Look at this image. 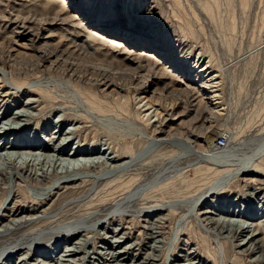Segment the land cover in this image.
<instances>
[{"label":"rangeland","instance_id":"374dc122","mask_svg":"<svg viewBox=\"0 0 264 264\" xmlns=\"http://www.w3.org/2000/svg\"><path fill=\"white\" fill-rule=\"evenodd\" d=\"M64 1L66 2L65 6L71 10V12L68 11L69 14L67 13V11L59 9L58 8L59 5L57 3L56 4L47 3L46 0H0V45H2L4 47H11L12 46V47H15V49H16L17 48L16 44H18V46L20 44L22 46V43L28 44L30 37L28 35H26L25 32H26V30L28 31V29H29V31H31L30 33L40 32L42 34L39 36L40 40H38L37 42H34L36 45H39V44L42 45V43L46 44V45L48 44V46H51V44L53 45V43H54V45L58 44V46L60 45L59 46L60 50L67 51V53H74L75 56H81L82 55V56L90 57L93 60H95V62H100L99 60L103 59V56L105 54H107V58L109 60L113 59L112 64H111L112 66H115V67L124 66L122 68H132V67L135 68L138 66L137 60H138V56H139L138 52L140 51L139 49H138L139 50L138 52L131 53V52H129V50H131V48L128 46L127 47L128 51H120L121 53L119 51L118 52L114 51L115 53H112L111 51H107V53H105L102 48L100 50L98 45L96 46L97 43H93V42L88 41L84 31H86V29H87V31L95 33L94 31H99L98 29H96L97 26H99V23L100 24L106 23V24H109L111 26H114L115 28H119L122 32H128V31L135 32V30L137 32L138 27L136 26V24L139 25L140 23L143 22V20H145V25L143 28L146 31H148V30L149 31H155L156 30L157 33L161 34L164 31H172V28H173L174 35L176 36V39H177V45L178 46L183 45L182 50H178V52H176L177 55L175 54L173 56V60L175 62H178V61H181V59H183V56L186 57V59L188 60L187 61L188 68L190 66L195 65L197 63V61H198V63L200 62V64H206L207 66L209 65L210 72H211L210 76L212 78H214V80L212 82L213 83L216 82L213 84V86L215 88L213 87L212 89L216 90L215 95H217L218 99H217V101L215 100L216 104L211 106V111L215 110L216 114L214 116H211V114H209L208 110H206L205 108L203 109V107L207 104L208 98L210 97V93H205L207 91L202 90L203 88H201L200 87L201 84H199L202 79H200V81L197 82L196 80L198 78L196 80L191 81L192 82L191 83L192 89L190 91H192V92L188 91V92H186V94H182V95L178 96V98H175L174 105H173V107L170 108L169 105H171V103H172V101H171L172 98L169 96H170L171 90L174 91V89H175V91H176V89L178 88L176 86V83L175 82L172 83L169 79H167V77L165 78L164 76L163 77L165 79H163V77L161 75L158 76L155 74V72L151 71L150 72V74L152 75L150 77V81H152L151 87H150L151 90L154 89L155 91H157V93H155L156 95H158V93L160 94V92L163 91L162 92L163 94L161 93L162 96L168 95V97L165 99L163 98L165 101L161 100V102H163V103L160 102V104H156L157 106L154 104L152 110H155L156 112L158 111L157 115H159L160 117H158V116L152 117V115H153L152 114L151 115L152 121H154L153 119H155V118H157L158 120L155 119L156 123L152 122L150 120L152 123H149V124L147 123L146 119H139L135 116V110L137 107V100L144 96V92H142L143 89H140L138 86H137V89H135L136 86H134V85L128 86L127 85V87H128V89H127L125 84L124 85L121 84V86H119V87H120V89H124V90L119 89L120 90L119 96L118 95H109V96H107V98H106V96H104L105 97L104 98L103 96H101V95H103L101 93L102 88H101V86L99 87L98 84L95 85L93 83H88L86 80H84L82 82L80 81L81 83H83V85L80 82L74 83L73 81H76L75 80L76 77L73 76V78L68 80V77L66 75H63L60 70H58V72H57V70L55 68H54V71H53V69L47 70V69H43V68H38V69L36 68V70L33 71V74H32V72H30L28 75V74H25L26 72H22V73H18V74L11 76L12 79L16 80L20 84L21 87L18 88L19 90L18 89H11L10 90V88H7V86H6L7 84H5L6 83L5 79L2 78L0 81L3 82V80H4V82L1 83L2 85L0 84L1 85L0 86V93H1L0 95L3 96L7 92V90L9 91L8 93H6L7 97L4 96V97H2L3 100H0V123H1L0 124V133L2 134L4 131L8 130L6 135L4 134L3 138L5 140L3 139L2 140L3 142H5L7 138H9L10 143L16 141L18 138H23L24 140H22V142L27 141V139L28 140L31 139V141L36 140L39 142V144L41 143L43 145H46V141L48 140V138H51L52 136H55V137L59 136L56 140L52 141V145L55 147V144H57L58 142H59L58 144L61 143L60 145H62L64 147V149L62 151L63 152L62 153L63 159H65V158L67 159V157H68V159L71 162H73V161L77 162V164L75 163L74 166L69 165L70 167L66 171L69 172L71 169L73 171V168L76 169L77 166L79 167L81 165L82 166L85 165V167L88 165H91L92 159H93V162L95 164L97 163L98 165L96 164V167H95V165L92 164V167L90 166L91 168H89V166H88L85 169H83L84 170L83 172H86L87 174L83 173L84 175L82 174L83 176L82 175L80 176V177H82L83 182L80 183L79 186H74L76 189L75 188L73 189V187H71L70 185H68L66 188H63L64 191L62 189H58L59 190V192H58V190L56 189L53 192L54 195L50 194V196H48L44 200L39 199L38 197H35V195H32V193H29L32 191H33V193H36V191L34 192V190L32 188H30L31 183H33V182L29 178H27V179L24 178L23 180H25V181L18 183V185L16 187L13 184H11V187H10V183H8V182H5L6 184L3 183V186H2V183H1L2 181L0 180V202H1L2 198L4 197V194H6L7 192L11 193L12 190L17 189V191H18L17 198L21 199L20 203H23V204H20V206L23 209L24 215H27V216H29L30 214L33 215L35 211H37V212L45 211L47 213H51L52 211L54 212V210H55V211L59 212V214L55 218V219H57L55 224H57L58 222L62 223L63 220H64V222L71 221V220L73 221L72 217H74V220L80 219V218L85 217V216L88 217L89 214H91V216L88 217L89 222H96L98 219L104 218V215L106 214V212L108 213L111 211L113 204L118 199L120 194H121L120 197H123V198L125 197L124 193H126L130 188V187L129 188H127V187L129 186V183H131V182L126 183L129 179L128 176H131L130 174H133L135 172V173L139 174V175L137 174V176H140V174L142 175V173H145V174L148 173L147 175H144L145 177H148V175L152 171L155 172V170H157L156 167L159 168V167L163 166L162 168H164L165 165H167V164L169 165L170 163L174 164V162L176 161L175 163H177V164H174L171 166L182 167L183 170L181 171L180 176L171 177V182L168 184V186L166 188H161L160 190L156 189V190L150 192L147 196H145L144 199H140V201L136 202V204L139 203L138 205H136L134 202H132V207L134 206V204L136 205L134 207L137 208L140 206L141 203H143L142 205H144V203L145 204L146 203L147 204H153L154 201H155L154 203H161V202L164 203V202H167L170 200H176V199L182 200L183 199L182 204L181 205L179 204L180 207L177 206L178 209L175 208L176 210L173 209L171 211L166 209L165 211L167 212V214L163 210L162 211L160 210V212H157L156 214L155 213H149V214L145 213V214H139V216H138L137 212L129 213L131 215L136 216V218L134 216L128 217V216H130L129 214L117 213V214H115L116 216L114 217V218H116L115 220H114V218H112L110 220L108 219L106 222L108 224L105 223L101 226L99 225V227L96 226L95 228L92 229V231L87 232L88 234L86 233L84 235L85 238L83 237L81 242H80V245H79L80 248L77 250L78 253L76 252L77 254H75L73 257H75L78 261V262H76V264H79V263L80 264H84V263L85 264H98V263L99 264H108V263L109 264H133V263L134 264H136V263L137 264H141V263L143 264V262H144V264H149L150 262H151L150 264H152V262H153V264H173V263L174 264H183V263L184 264H189V263L191 264L194 261H196V262H194L193 264H213L214 262L212 261V256H211L212 254H210V253L208 254V251L206 249L207 246L205 245V241L209 240L214 245V241H212L213 240L212 238H214V237L210 234L207 237L208 239H205L206 237L204 236L203 231L201 230V228L199 226H197V221L192 216V213L189 212V211H191L192 207L190 208L188 206H189V204H190V206H192L194 202H192V203L188 202L187 203V200H188V198L189 199L192 198V200H194L193 199L194 197H196L198 199L204 193H206V190H208L211 183L214 182L216 176H215V173L213 171L207 170L204 167H200L201 164L194 165V166L191 165L194 162L193 158L191 156H185L187 154L182 153L184 151H179L178 149L180 148V146L182 147L181 141L183 139L184 140L186 139L192 145L194 144L195 148H196V144H198L197 148L201 149V146H200L202 143L201 141L204 138H210L213 136L214 139H216L220 135H224L228 138V142H229L228 147L230 148L229 152L231 155L235 156V158H244L245 157L244 159H248V158L250 159V156L253 155L252 152L253 151L255 152V149H257L259 147L258 145L264 144V142H262V141H264V140H262V139H264V0H216V3H214L212 5V9L210 12L211 17L205 11H203V9L200 6L201 2H205V1L207 2V0H181L182 6H180L178 8L173 6L169 2H163L160 0H158V1L157 0L156 1L155 0H108L107 4L106 3H102L101 5H99L98 3L97 4L95 3V5L92 4L91 5V7L93 6L92 9L90 7H88L89 13H91L92 15L89 14L85 18L81 17L79 19H78V17L80 14L78 13V11L81 9V7H82L81 5L86 4V0H74L78 6L80 5L79 7H77L76 4L71 5L68 2L69 0H64ZM74 1H72V2H74ZM138 3H141V4L139 5ZM149 3H151V4H149ZM208 3H209V0H208ZM146 4L150 5V8H152V9H150V11L151 10L152 11L149 13L148 12L145 13L143 11V13H141V10H143L141 5H146ZM209 4H212V3H209ZM99 6H101V7L104 6L103 8H105V9H103V10L106 11L104 14H100V12L99 13L95 12L96 9L99 8ZM111 10H113V11L111 12ZM161 10H163V11H161ZM56 12H57V14H56ZM193 12L195 13V16L193 15ZM139 14H140V16H138ZM63 15H64V17H63ZM67 15L68 16L70 15L71 18L74 17L73 19L75 21L74 20L72 21V19L69 18ZM72 15H73V17H72ZM65 17H66V19H68V22L65 19ZM63 18H64V20H66V22L63 20ZM21 19H22V21H21ZM69 19H71L72 22H69L70 21ZM45 20H47V21H45ZM76 20L78 22H80L79 26L77 24L76 25L74 24L77 22ZM48 21H50V22H48ZM187 21H193V26H194L193 28L196 31V34H195L196 36H194L195 38L194 37H191V38L187 37L183 40L182 35L180 33V27H182L184 25V23H186ZM90 22H93V24L92 23L90 24ZM45 24H47V25H45ZM14 25H16V27ZM27 26L32 28V29L28 28ZM25 27H27V28H25ZM36 27H38V28H36ZM14 28H15V30H14ZM34 33H32V34H34ZM46 37H47V39H46ZM12 38H13V40L14 39H16V40L13 41ZM179 38L181 39V41ZM45 41H46V43H45ZM56 41H61V44H59L60 42H56ZM4 43H6L5 44L6 46L4 45ZM121 43H123V42H121ZM92 44H94V45H92ZM9 45H11V46H9ZM62 45L63 46L65 45V46L62 47ZM73 46L75 47V49ZM191 48L194 51L192 52V54L188 55L187 53ZM32 50L26 49L23 51H27L26 53L32 54V52H33ZM164 50H166V49H164ZM126 52H128L129 54ZM143 52H145V50ZM92 53H94V54H92ZM124 53H125V56H124ZM134 55L135 56L138 55V56L134 57ZM197 55H198V57H197ZM158 58H161L162 61L164 62V64L166 63L165 65L169 66L167 64V61L165 60L164 54H161V56ZM121 62H122V64H121ZM146 64H147L146 62L142 61L141 65L146 66ZM165 65H164V67H165ZM197 66H199V64ZM0 67L7 68L6 62L3 60H0ZM40 69H43V70H40ZM158 69H159V67H156V70H158ZM43 71H45V72H43ZM138 71H139V73H142V74L146 73V71H144V69H142V67H140V66H139ZM142 71H144V72H142ZM23 75H24V77H23ZM62 75H63V77H61ZM181 77H182V75H181ZM36 78L39 79V81ZM53 78L54 79L56 78L57 80L59 79L60 81L59 80L57 81L56 79L54 80ZM48 79H50V80H48ZM29 81H32V82L30 83ZM39 82H40V85L38 88L36 86V84L38 85ZM52 82L55 84V85H52L54 88L51 86V84H53ZM60 82H61V84H60ZM63 82H65V83H63ZM66 82H68V83L71 82V83L75 84L80 89V91L83 92V94L86 93L87 91H91V92H94L99 97V99L101 98L103 100H106L107 102L101 103L100 109H98L97 107L94 110L91 109L92 113H93V114H91L90 108L87 105L85 106V105H82L80 103L81 106L83 107L82 108L81 106H79L80 105L79 101H77L75 98L73 100V96L70 94V92H68L69 88H68V85L66 84ZM78 83H79V85H78ZM86 83H88V84H86ZM59 84L62 87L59 86ZM65 84L67 85L66 87H65ZM27 85L30 87L32 85L33 90L31 89L32 87L31 88L29 87L30 88V91H29V88L27 87ZM43 85H44V87H43ZM46 85H48V87H46ZM26 88H28V89H26ZM64 88H66V89H64ZM172 88H174V89H172ZM24 89H26V92ZM46 89L49 90L48 92L51 95L47 92ZM50 90H51V92H50ZM195 90H196V92H195ZM15 91H17V92H15ZM37 91L40 92V94ZM57 91H58V93H56ZM120 92H122V93H120ZM67 93H69V94H67ZM98 93H99V95H98ZM20 94H22V95H20ZM48 94L50 97L49 96L47 97ZM57 94H58V96H57ZM105 94H106V92H105ZM53 95L56 96L57 98L58 97L59 98L57 99L56 97H53ZM59 95H61V96H59ZM62 95L68 101H65L64 98L62 99L61 98V97H63ZM70 95L72 97H70ZM121 95H123V98ZM51 96L53 98L59 100V101L53 99ZM118 97L119 98L121 97L122 99H119ZM35 98L37 99V101ZM117 98L119 99L118 103L119 102L124 103V105L122 104L123 107H122V105L120 107H117V106L112 104L113 100L115 101ZM24 99H26V100L31 99V100L25 101ZM32 99H34L35 101ZM111 99H112V102H111ZM123 99H124V101H123ZM70 100H71V102L76 101L77 103L76 102L71 103ZM18 101H20V102H18ZM49 101H51V103ZM109 101H110V103H109ZM200 101H202L203 103H201ZM1 102H2V105H1ZM8 102H9V105H8ZM24 102H26L28 105L25 104ZM47 102H48V104L46 105L45 103H47ZM52 102H55V103H52ZM61 102H62V104H61ZM67 102H70L72 105L70 103L68 104ZM29 103H31V104H29ZM198 103H200V106H198ZM23 104H24V106L22 107ZM203 104H205V105H203ZM160 105H161L164 112L160 109ZM162 105L164 106V108ZM68 106L72 107V108L70 109ZM3 107H5V108H3ZM20 107L22 108V110H25L26 107H27V109L29 108L28 109V111H30L29 116H26L23 118L17 117L19 114H21L20 112H18L21 110ZM200 107H201V109H200ZM2 109H3V113H2ZM14 110L17 111L18 113L14 112ZM54 111L55 112L59 111V112H56V114H55ZM86 111H88V113ZM76 112L79 113V116H78V113H76ZM80 112H82L83 114ZM31 113L32 114L36 113V115H32ZM58 113H59V115H58ZM104 114H106V115H104ZM120 114L122 116H120ZM123 114H124V116H123ZM74 115H76V116H74ZM31 116H33V117H31ZM57 116H59L60 118L58 117L59 119L58 118L57 119L59 121L57 120V122H55ZM11 117H16V118L12 119ZM115 117H116V119H115ZM80 118H82V119H80ZM98 118H100V120ZM101 118L104 121H102ZM108 118H110V120H108ZM6 119H8L7 123H6ZM9 119H11V120H9ZM23 119H25V121ZM29 119H31V120H29ZM49 119H50V121H49ZM111 119H112V121H111ZM113 119H115V121ZM119 119L121 122L119 121ZM107 120H108V122H107ZM132 120H133V122H130ZM9 121H11V122H9ZM15 121H16V123H15ZM122 121L123 122L125 121V122L123 123ZM128 121H129V123H127L128 125L125 124ZM111 122H113V123H111ZM119 122L121 124H119ZM4 123H6V125ZM62 123H63V125H62ZM15 124H16V126H15ZM20 124H21V126H20ZM71 124H73V125L71 126ZM40 125H43V126H40ZM129 125H131V126H129ZM17 127H19L21 130L18 129ZM67 127L70 130H65V129H67ZM128 127L130 128V130L128 129ZM131 127L133 128V131H132ZM135 127H136V129H135ZM174 127H175V129H174ZM2 128H5V130ZM26 130H27V132H26ZM75 130H77V131H75ZM136 130L139 132H137ZM47 131H48V133H47ZM126 131H128V132H126ZM25 132H26V134H25ZM64 132H66V133H64ZM67 132H68V134H67ZM148 132H150V133H148ZM66 134H67V136H66ZM257 134H258V136H260L262 134L259 138L260 141H259V139H257L258 141L253 140L254 136ZM18 135H19V137H18ZM33 135H34V137H32ZM166 136L168 138L172 139L171 143L177 142V143H181V144H179V145L174 144L173 145V144L169 143V144H165L164 146H159L158 148H156V150L152 153V155L150 157H148V159H147V161L150 164L147 161H146L147 165L144 164L145 166L148 167L147 168L148 171L146 170L147 172L144 171V168H143L144 165L142 166V165L137 164L135 171L134 170L131 171L130 169H126V170L123 169L124 172H123V170H118V172L114 171L116 173H114V172H108V173L103 172L102 173L103 169L106 170V168L109 169L111 167L115 169V168H117L118 163L120 164V163H122V160L124 161L125 159H127L129 154L124 152V148L126 146H130L132 152H138V151H141L143 148L146 147L147 141L149 139L154 138V137H156V138L160 137L161 138V137H166ZM172 137L175 138V140ZM61 138L62 139L65 138L63 140L64 142L62 141ZM177 139L179 140V142ZM44 140H46V141H44ZM129 141H131V142H129ZM62 142H63V144H62ZM237 145L240 146L238 149H236L238 147ZM174 146L177 148H175ZM99 150H100V152H99ZM13 151H14L13 149L12 150L8 149V151H4V152L1 151L0 154L4 153V155H5L6 152H10L13 154L18 153V152H15V151L13 152ZM21 152H24V151H21ZM46 152H47V150L41 151V153L33 151V154H35V156H37L36 154H40V155L42 154L44 156V155H46ZM49 152H51V150ZM73 152L74 153L81 152L84 154L75 155L76 156L75 157V156H73V154H74ZM179 152H181V153L177 155V153H179ZM111 153L114 154L113 155L114 157L111 155L112 156V162L110 161L111 159L108 160ZM24 154H32V153H29V152L26 153L25 152ZM56 154L54 157L59 158V156L56 157ZM69 154H71V155H69ZM175 154L177 155V157L181 156L180 159L178 157V161H177ZM48 155H49V153L47 152L46 156H48ZM248 155H249V157L246 158V156H248ZM51 156H53V155H51ZM96 156L98 158L100 157L101 159H98ZM103 157L105 160L103 159ZM172 157H174V159ZM161 158H163V159L161 160ZM171 158H172V160H175V158H176V160L173 162L171 160ZM75 159H76V161H75ZM89 160L91 161V163ZM80 161H83L84 163L82 162V164H81ZM16 162L20 163L21 161L19 162V159H17ZM164 163H166V164H164ZM105 164H106V166H104ZM159 165H161V166H159ZM137 166H138V168H137ZM37 167H40V166H37ZM100 168H102V169H100ZM61 171L62 172H59V169H58L57 171H54V173H52V174L51 173L48 174L49 173L48 172L46 178L44 179L45 183H40V189H36V190L37 191L43 190L44 186L48 185L49 182L51 183L53 181L52 178L60 179V178H64L65 173L68 174V172H65V170L64 171L61 170ZM89 172L91 174L93 173V175L91 176ZM118 173H119V175H118ZM86 176H87V178H86ZM115 176L117 177V179ZM89 177H91V178H89ZM113 177H115V178H113ZM47 178H49V179H47ZM262 178L264 179V175H262V177L261 176L257 177L256 178L257 182L251 181L252 184H250V182L245 183V182H243V180L238 179V180L234 181L233 183H231L226 188V192H221L220 194H218L217 198L219 197L218 200L221 201V200H224L227 196H228L227 198L234 199L237 195L235 200L238 202V205H240V203H241V205L244 207L247 206L248 204L249 205L253 204L252 202L255 201L256 204H253V208L251 210L252 211L251 213H254L255 216H254V218H252V221L249 218V219H246L244 221V223L245 222H248V223L252 222L254 224V226H256L257 223H260V225L258 224V226L260 228L257 226L256 227H257V229H259L258 233H260V230H262L260 236L258 234V237L259 238L261 237L260 239L263 240L264 239V233H262V232L264 230L263 229L264 226L263 227L261 226L263 224V223L261 224V220L264 219V194H263L264 193V180ZM56 179H54V181ZM100 180H101V182H100ZM28 181H30V182H28ZM254 182L257 184H254ZM92 183H93V185H92ZM98 184H99V186H98ZM105 184L106 185L108 184L109 186L108 185L106 186ZM4 185H7V186H4ZM90 185H91V187H89ZM254 185H255V187L256 186L257 187L255 188ZM104 186H106V188ZM251 186L254 188H252ZM77 187H79V188H77ZM4 188H6V189H4ZM13 188H15V189H13ZM27 188H29V189H27ZM89 188H91V190L93 188V191H91ZM203 188H205V189H203ZM3 189H4V191H3ZM100 189H101V191H100ZM104 189H105V191H104ZM253 189H255V190L257 189L256 195H258V197L254 196L252 194V192H255V190H253ZM89 190H90V192H89ZM85 191L89 192V193H86ZM97 191L98 192L100 191L98 193L99 195L97 194ZM103 191H104V193H103ZM199 191H201L202 193ZM231 191H233V192H231ZM58 193H59V195H58ZM85 194H88V195H86L84 197ZM122 194H124V195H122ZM222 194L224 195V197H222L223 196ZM95 195L97 196L96 198H95ZM245 195H247V196H245ZM80 196H82V197H80ZM190 196H191V198H190ZM192 196H194V197H192ZM260 196L262 199L260 198ZM55 197H56V199H55ZM86 197H88V198L86 199ZM238 197L239 198L241 197L240 198L241 200ZM30 198H32V199H30ZM79 198H81V199H79ZM109 198H111V199H109ZM248 198H250V199H248ZM258 198H259V200H257ZM31 200L33 202L28 204V202H31ZM70 200H71L72 204L69 203ZM74 200H78V201H74ZM85 200H86V202H85ZM226 200H228V199H226ZM242 200H243V202H242ZM257 202H260L261 205L260 204L258 205ZM42 203H44V204H42ZM65 203H66V205H65ZM68 203H69V206H68ZM24 204L25 205L27 204V205L25 206ZM95 204H97V205H95ZM103 204H105V205H103ZM185 204H187V205H185ZM39 205L41 207H39ZM47 205L50 207L48 208ZM90 206H91V208H90ZM105 206H107V207H105ZM181 206H183V207H181ZM204 206H206V205L202 206V208H201L202 210H204L203 209ZM37 208L39 209V211ZM45 208H47V209L44 210ZM77 208H78V210H76ZM85 208H89L90 210L86 209V211H85ZM259 208H261L262 211L259 210ZM180 209H182V210H180ZM209 209H211V207ZM27 210H30V214H29V211H27ZM226 210L231 212L229 210L227 204L223 210L217 209L215 211H217V212L219 211L217 214L218 216H223V217L228 219L229 212H228V214L224 213V212H226ZM240 210H241V207H240ZM83 211H84V213H83ZM96 211H98V212H96ZM211 211H214V210L212 209ZM255 211L259 212V214H258L259 216H257V214H255ZM99 212H101V213L99 214ZM189 213H191V214H189ZM75 214H76V216H75ZM140 215H141V217H140ZM143 215H144V217H143ZM149 216H150V218H149ZM158 216H163V218L162 219H161V217L158 218ZM164 216H166V217H164ZM152 217L155 219H153ZM230 217H231V219H233L232 216H230ZM259 218L261 220H259ZM58 219H60L61 221L60 220L58 221ZM66 219H68V220H66ZM123 219H124V222H127V223H124ZM159 219H161V220H159ZM120 220H122V221H120ZM127 220H129V222ZM163 220L166 222H164ZM34 221H37V220L34 219ZM115 221L116 222L118 221V222L116 223ZM161 221H163L164 223L163 222L161 223ZM5 222H6V219H2V220L0 219L1 225H2V223L5 224ZM254 222H256V223H254ZM46 223H47L46 221L39 219L36 223H32L30 225L26 223L25 224L26 226H24L23 229L27 230V229H33V228H39V227L43 228V225H44V227L50 226L49 223H47V224ZM55 224L51 223V225H53V226ZM151 224L152 225L154 224V225L152 226ZM253 224H251V225H253ZM120 225H121V228L119 227ZM155 225L157 227H155ZM162 225H164L165 228ZM124 227H125V229H124ZM140 227H141V229H140ZM152 227L157 228L155 231H157V232L160 231L158 233L159 236H157L158 235L157 233H156L157 234L156 235L153 232ZM112 229L115 232H117V229H118V231L121 233V234L119 233V235H118V236H120L118 239V242L119 241L121 242L120 247L113 246V244L116 245L115 243L117 241V239H116L117 236L114 237L112 235L114 232ZM126 229L128 230L127 233H126V231H127ZM101 230L106 235H104ZM139 230H141V231H139ZM148 231H150V232H148ZM161 231L164 233V234L163 233L162 234L165 237L162 234H160ZM93 232H94V234H93ZM216 232L217 231L215 230L214 233H216ZM154 234L157 237H152V236H154ZM21 235H24L23 237H25L26 239H29L26 236L27 233H26V235H25V233L21 234ZM103 235H104V237H103ZM121 235H122L123 239H120V238H122ZM15 236H18V235H15ZM131 236L133 238H131ZM136 236L140 240V242H138V244H136L137 240H138ZM160 236L161 237L163 236L162 242H161ZM141 237H143V238L141 239ZM231 237H232V239H231ZM112 238H114L116 240H114ZM216 238L218 240L216 242H219V243L221 242L223 244V248H224L223 262L219 259V262H220L219 264H264V257H261L260 253L253 254V252H248V251L242 252L241 247H239L237 245L238 239H236V237H234L233 235L225 236L224 234L217 232ZM6 239H9V238L6 237ZM71 239H72V237L70 238V240L68 242H64V243H63L64 239H62V238H58L55 240L53 239V241H50L49 243H48V241H46L45 243L42 244L43 246L42 245L40 246L41 247L40 250H37V251L30 250L29 251L30 252L29 257L31 260L40 258V260L44 264H51V263L56 264L57 262L55 260H52V258L47 256V255L51 253V251L53 250L55 245H58V247H59L58 249L60 250V253H62V251L66 247L70 248V246L73 243V241H72L73 239L72 240ZM105 239H107V240H105ZM153 239H155V240H153ZM158 239H160V240H158ZM152 240L154 242H152ZM186 240H188V241H186ZM157 242L158 243L161 242L162 244L159 243V245H158ZM0 243L2 244L1 240H0ZM150 244H152L154 246H149ZM126 245L128 246L127 248H126ZM133 245H135V246H133ZM185 245H187V246H185ZM213 245L210 246V248L215 246V245L214 246ZM105 246H106V248H105ZM96 247H98V248H96ZM149 247L151 248V250ZM153 247H155L156 249H154ZM157 247L159 249H157ZM85 248H86V250H85ZM189 248H191V250ZM183 249L184 250L187 249V250L184 251ZM156 250L158 251V253ZM122 251H123V253H122ZM154 251H156V252L154 253ZM120 252H121V255L124 254L122 257L121 256H120V258L114 257V256H117L118 254H120ZM142 252H144V253H142ZM184 252H187V253H184ZM146 253H147V255H145ZM149 253H151V254L153 253L152 255L153 256L156 255V256H154V257L152 256L153 259L150 260V259L146 258L147 256L151 255ZM132 254L134 257L132 256ZM143 254H144V256H143ZM185 254H187V255H185ZM78 255H79V257H78ZM82 255H83V259H82ZM127 255H128V257L130 256L129 257L130 260L128 259ZM135 255H136V257H135ZM54 256H55V254H54ZM92 256H93V258H92ZM249 256L251 257L250 259H249ZM252 256L254 257V260L252 259L253 258ZM94 257H95V259H94ZM155 257H156V259H154ZM176 257H178L179 260ZM80 258H81V260H80ZM131 258H132V261H131ZM199 258H201V259H199ZM255 259H257L258 261ZM262 259H263V261H262ZM53 261H54V263H53ZM118 261H120V263H118ZM131 262H133V263H131ZM217 264H218V261H217Z\"/></svg>","mask_w":264,"mask_h":264},{"label":"bare ground","instance_id":"6f19581e","mask_svg":"<svg viewBox=\"0 0 264 264\" xmlns=\"http://www.w3.org/2000/svg\"><path fill=\"white\" fill-rule=\"evenodd\" d=\"M74 0H69L68 2L71 4V5H74L76 4L75 1L72 2ZM156 1V0H155ZM158 1V0H157ZM160 1H163V2H169L171 3L173 6L175 7H180L182 6V3H181V0H160ZM47 3H51V4H58L59 5V9L61 10H65L69 12H71L70 9H68V7L65 6L66 2L64 0H46ZM141 2V1H140ZM145 2V1H144ZM95 3L101 5L102 3H108V0H86V4L85 5H81V9L78 11V13L80 14L78 19L79 18H85L87 15H92L91 13H89V9L88 7H91L92 4L95 5ZM209 3H212V4H209ZM209 3H208V0L207 2H201L200 3V6L201 8L203 9V11H205L210 17H211V9H212V5L214 3H216V0H209ZM139 5L141 3H138ZM151 4V3H149ZM149 4H146V5H141L143 10H141V13H143V11L146 13V12H151L150 9V5ZM153 4V3H152ZM157 4V3H156ZM77 5V4H76ZM90 5V6H89ZM80 6V5H79ZM77 5V7H79ZM137 6V5H136ZM135 6V7H136ZM99 6L98 9H96L95 12L99 13L100 14H104L106 11H104L103 8L104 6ZM110 7V6H109ZM128 7V6H127ZM140 8V7H139ZM184 8V7H183ZM90 9V10H91ZM94 9V8H93ZM174 9V8H173ZM64 11V12H65ZM113 10H111L112 12ZM163 11V10H161ZM77 12V11H76ZM60 13V12H59ZM109 13V12H108ZM140 13V14H141ZM177 13V12H176ZM57 14V12H56ZM61 14V13H60ZM69 14V13H68ZM140 14L138 16H140ZM158 14V13H157ZM143 15V14H142ZM193 15L195 16V13L193 12ZM56 16V15H55ZM60 16V15H59ZM68 16V15H67ZM182 16V15H181ZM18 17V16H17ZM21 17V16H20ZM64 17V15H63ZM69 18H71V16L69 15L68 16ZM73 17V15H72ZM111 17V16H110ZM143 17V16H142ZM4 18V17H3ZM74 18V17H73ZM73 18L72 21L74 20ZM109 18V17H108ZM66 19V17H65ZM71 19H69L70 21L69 22H72ZM77 19V18H76ZM77 19V20H78ZM104 19V18H103ZM37 20V19H36ZM64 20V18H63ZM67 22H68V19H66ZM66 20H64L66 22ZM76 20V21H77ZM191 20V19H190ZM22 21V19H21ZM20 21V22H21ZM47 21V20H45ZM63 21V22H64ZM75 21V20H74ZM135 21V20H134ZM50 22V21H48ZM128 22V21H127ZM126 22V23H127ZM16 23V22H15ZM22 23V22H21ZM93 24V22H90V24ZM97 23V22H96ZM109 23V22H108ZM184 23V22H183ZM73 24V23H72ZM75 25L77 24L78 26L80 25V22H76L74 23ZM73 24V25H74ZM24 25V24H23ZM47 25V24H45ZM50 25V24H49ZM82 25V24H81ZM145 25V20H143L142 23H140L139 25L136 24V26L138 27V31L136 32H131V31H128V32H122L119 28H115L114 26H111L109 24H106V23H102L100 24L99 23V26H97L96 29H98L99 31H94L95 33H92L90 31H84L85 34H86V38L88 39L89 42H93V43H97L96 46L98 45V47L101 48L104 50L105 53H107V51H111L112 53H115V52H120V51H128L127 47L129 46L131 48V50H129V52L133 53V52H138L139 50V56H138V60H137V67L135 68H122L120 66H112V60H109L107 58V54H105L103 56V59L99 60L100 62H95V60H93L92 58L90 57H86V56H75L74 53H67V51H63V50H60L59 49V46L58 44L53 45L51 44V46H48V44H43L42 45H36L34 42H37L39 39V36L42 35L40 32H37V33H30L31 31H28L26 30V35H28L30 37L29 39V43L28 44H23L22 43V46L21 44L18 46V44H16L17 48L15 49V47H4L2 45H0V60H3L6 62L7 64V68H4V67H0V80L2 78L5 79V84H7V88H10L11 89H18L20 88V84L11 78V76L15 75V74H18V73H22V72H26L25 74H28L30 72H32L33 74V71L36 70V68H43V69H53L54 71V68L57 70H60L62 72L63 75H66L68 77V80L76 77L75 80L76 81H73L74 83L76 82H82L84 80H86L88 83H93L95 85H99V87L101 86L102 88V94L101 96H109V95H118L119 96V91L120 90H124V89H120L119 86L122 85H127L128 86H131V85H134L136 86L135 89H137V86L140 88V89H143L142 92H144V96L139 98L137 100V107H136V110H135V116L139 119H146L147 120V123H152V122H155V119H153L154 121H152V117H160L158 114V111L156 112L155 110H152L154 104H160L161 100H164L165 98L168 97V95H163L162 96V92H160V94L158 93V95H156L155 93H157V91H155L154 89L151 90V83L152 81H150V77L152 76L150 74V72H155L156 75H161L162 77L164 76L165 78L167 77V79H169L172 83L175 82L176 83V86L178 87L175 91L174 88V91L171 90L170 92V96L172 98V103L171 105H169V107H173L174 105V100L175 98H178V96L182 95V94H186V92L190 91L192 89V80H196L197 78V82L201 80V82L199 84L201 88H203L202 90L203 91H207L205 93H210V97L208 98V101H207V104H203L205 105L203 107V109L205 108L206 110L209 111V114H211V116H214L216 114V111L213 110L211 111V106L216 104L215 100L217 101V95H215V91L216 90H213L212 88L214 87L213 84L216 83V82H212L214 80V78H212L210 76V68H209V65L207 66L206 64H200V62L193 65V66H190L188 68V64H187V59L186 57L183 56V59H181V61H178V62H175L173 60V56L176 54V52H178V50H182V46L181 45H177V39H176V36L174 35V31H173V28H172V31H164L163 33L159 34L157 33V31H146L143 27ZM16 27V25H14ZM25 26V25H24ZM72 26V25H71ZM19 27V26H18ZM23 27V26H22ZM21 27V28H22ZM28 27V26H27ZM25 27V28H27ZM81 27V26H80ZM179 27V26H178ZM193 21H187L186 23H184V25L182 27H180V33L182 35V39L184 40L185 38L187 37H194L196 36V31L194 30L193 28ZM30 28V27H28ZM35 28V27H34ZM33 28V29H34ZM38 28V27H36ZM90 28V27H89ZM88 28V29H89ZM23 29V28H22ZM32 29V28H30ZM74 29V28H73ZM13 30V29H12ZM15 30V28H14ZM36 30V29H35ZM43 30V29H42ZM41 30V31H42ZM81 30V29H80ZM21 31V30H20ZM19 31V32H20ZM24 31V30H23ZM34 31V30H33ZM38 31V30H37ZM133 31V30H132ZM162 32V31H161ZM21 33V32H20ZM14 34V33H13ZM48 34V33H47ZM46 35V34H45ZM15 36V35H14ZM17 36V35H16ZM180 36V35H179ZM48 37V36H47ZM46 37V39H47ZM85 37V36H84ZM41 38V37H40ZM45 38V37H44ZM43 38V39H44ZM85 38V39H86ZM195 38V37H194ZM42 39V38H41ZM180 39V38H179ZM11 40V39H10ZM13 40V38H12ZM16 40V39H14ZM13 40V41H14ZM4 41V40H3ZM87 41V42H88ZM181 41V39H180ZM2 42V41H1ZM12 42V41H11ZM53 42V41H52ZM56 42H60L59 44H61V41H56ZM55 42V43H56ZM86 42V43H87ZM88 42V43H89ZM123 42V43H121ZM46 43V41H45ZM181 43V42H180ZM179 43V44H180ZM6 43H4L5 45ZM9 44V43H8ZM38 44V43H37ZM84 44V43H83ZM182 44V43H181ZM94 45V44H92ZM6 46V45H5ZM65 46V45H64ZM62 45V47H64ZM77 46V45H76ZM70 47V46H69ZM68 47V48H69ZM74 47V46H73ZM72 47V48H73ZM78 47V46H77ZM26 49H33L32 51V54H29V53H26L27 51H23V50H26ZM64 49V48H63ZM75 49V47H74ZM139 49V50H138ZM166 49V50H164ZM69 50V49H68ZM98 50V49H97ZM96 50V51H97ZM142 50V51H141ZM145 50V52H143ZM204 50V49H203ZM30 51V50H29ZM115 51V52H114ZM194 50L191 48L189 51H188V55L192 54ZM69 52V51H68ZM91 52V51H90ZM103 52V51H102ZM185 52V51H184ZM99 53V52H98ZM121 53V52H120ZM128 53V52H126ZM77 54V53H76ZM94 54V53H92ZM129 54V53H128ZM161 54H164V57H165V60L167 61V64L169 66H166L164 64V62L162 61L161 58H158L161 56ZM177 55V54H176ZM124 56H125V53H124ZM131 56V55H130ZM134 55V57H137ZM198 57V55H197ZM200 59V58H199ZM115 61V60H114ZM131 61V60H130ZM142 61L146 62V66H142ZM116 62V61H115ZM114 62V63H115ZM190 62V61H189ZM117 63V62H116ZM203 63V62H202ZM119 64V63H118ZM122 64V62H121ZM120 64V65H121ZM199 64V66H197ZM114 65V64H113ZM165 65V67H164ZM3 66V65H2ZM139 66L142 67V69H144V71H146V73H139ZM156 67H159L158 70H156ZM43 69H40V70H43ZM46 70V71H47ZM142 71V72H144ZM45 72V71H43ZM56 74V73H55ZM61 74V73H60ZM154 74V75H155ZM27 75V76H28ZM63 75L61 77H63ZM182 75V77H181ZM185 75V76H184ZM20 76V75H19ZM54 76V75H53ZM15 77V76H14ZM24 77V75H23ZM39 77V76H38ZM43 77V76H42ZM41 77V78H42ZM163 77V79H165ZM217 77V76H216ZM16 78V77H15ZM31 78V77H30ZM40 78V79H41ZM57 78V77H56ZM55 78V79H56ZM59 78V77H58ZM32 79V78H31ZM37 79V78H36ZM46 79V78H45ZM51 79V78H50ZM48 79V80H50ZM54 79V78H53ZM52 79V80H53ZM54 79V80H55ZM61 79V78H60ZM23 80V79H22ZM39 81V79H37ZM47 80V81H48ZM57 80V79H56ZM59 80V79H58ZM57 80V81H58ZM34 81V80H33ZM37 81V82H38ZM60 81V80H59ZM64 81V80H63ZM4 82V80H3ZM0 81V84L3 83ZM30 83L32 81H29ZM35 82V81H34ZM44 82V81H43ZM80 82V83H81ZM50 83V82H49ZM53 83V82H52ZM65 83V82H63ZM86 83V84H88ZM33 84V83H32ZM43 84V83H42ZM47 84V83H46ZM61 84V82H60ZM59 84V86H61ZM66 84L68 85V88H69V91L70 94L73 96V100L74 98L79 101V104L81 103L82 105H87L89 108H90V111H91V114L92 113V110L91 109H95L96 107L98 109L101 108L100 104L101 103H104V102H107L106 100H103V99H99V97L94 93V92H91V91H87L86 93L83 94V92L80 91V89L73 83L71 82H66ZM65 84V87L67 86ZM83 85V83H81ZM2 85V84H1ZM0 85V86H1ZM39 85H40V82L38 83V85L36 84V86L39 88ZM45 85V84H44ZM43 85V87H44ZM52 85H55L54 83L51 84ZM79 85V83H78ZM91 85V84H90ZM175 85V84H174ZM42 86V85H41ZM50 86V87H51ZM4 87V86H3ZM27 87L29 88L30 86L27 85ZM32 87V85H31ZM30 87V88H31ZM46 87H48V85H46ZM53 87V86H52ZM62 87V86H61ZM133 87V86H132ZM6 88V89H7ZM24 88V87H23ZM26 88V89H28ZM30 88H29V91H30ZM54 88V87H53ZM56 88V87H55ZM163 88V87H162ZM215 88V87H214ZM26 89L25 92H26ZM33 90V87L31 88ZM57 89V88H56ZM66 89V88H64ZM98 89V88H97ZM120 89V90H119ZM126 89V88H125ZM128 89V87H127ZM157 89V88H156ZM194 89V88H193ZM3 90V89H2ZM19 90V89H18ZM17 90V91H18ZM47 90V89H46ZM45 90V91H46ZM68 90V89H67ZM66 90V91H67ZM130 90V89H129ZM159 90V89H158ZM15 91V92H17ZM23 91V90H22ZM49 90H47L48 92ZM160 91V90H159ZM170 91V90H169ZM9 91L7 90L6 93H8ZM19 92V91H18ZM21 92V91H20ZM38 92V91H37ZM51 92V90H50ZM63 92V91H62ZM106 92V94H105ZM192 92V91H190ZM196 92V90H195ZM198 92V91H197ZM4 94L3 96L0 95V100H3L2 97L6 96L7 97V94ZM14 93V92H13ZM40 94V92H38ZM49 93V92H48ZM53 93V92H52ZM58 93V91L56 92ZM122 93V92H120ZM136 93V92H135ZM169 93V92H168ZM1 94V93H0ZM10 94V93H9ZM50 94V93H49ZM49 94L47 95V97L49 96ZM54 94V93H53ZM60 94V93H59ZM63 94V93H62ZM69 94V93H67ZM132 94V93H131ZM137 94V93H136ZM202 94V93H201ZM12 95V94H11ZM22 95V94H20ZM25 95V94H24ZM28 95V94H27ZM45 95V94H44ZM51 95V94H50ZM70 95V97H72ZM99 95V93H98ZM58 96V94H57ZM61 96V95H59ZM63 96V95H62ZM122 98H123V95H121ZM126 96V95H125ZM124 96V97H125ZM209 96V95H208ZM219 96V95H218ZM18 97V96H17ZM38 97V96H37ZM50 97V96H49ZM52 97V96H51ZM53 97H56L53 95ZM52 97V98H53ZM136 97V96H135ZM15 98V97H14ZM57 98V97H56ZM59 98V97H58ZM57 98V99H58ZM62 99L64 98L61 97ZM105 98V97H104ZM119 98V97H118ZM116 99L115 101L113 100V105L117 106V107H120L122 104L124 105L123 102H119V99H122L121 97L119 99ZM129 98V97H128ZM134 98V97H133ZM164 98V99H163ZM201 98V97H200ZM5 99V98H4ZM10 99V98H9ZM29 99V98H28ZM26 100L24 99L25 101H30V100ZM36 99V98H35ZM55 99V98H53ZM55 99V100H57ZM61 99V100H62ZM68 99V98H67ZM71 99V98H70ZM137 99V98H136ZM203 99V98H202ZM207 99V98H206ZM20 100V99H19ZM34 100V99H32ZM39 100V99H38ZM65 101H68L64 98ZM5 101V100H4ZM35 101V100H34ZM37 101V99H36ZM59 101V100H57ZM56 101V102H57ZM121 101V100H120ZM124 101V99H123ZM165 101V100H164ZM197 101V100H196ZM10 102V101H9ZM9 102H8V105H9ZM20 102V101H18ZM32 102V101H31ZM44 102V101H43ZM51 103V101H49ZM71 102V100H70ZM70 102H67L68 104ZM76 102V101H74ZM74 102H71V103H74ZM111 102H112V99H111ZM201 103H203L202 101H200ZM5 103V102H4ZM17 103V102H16ZM25 104H27L26 102H24ZM42 103V102H41ZM52 103H55V102H52ZM70 103V104H71ZM77 103V102H76ZM110 103V101H109ZM130 103V102H129ZM163 103V102H161ZM183 103V102H182ZM213 103V104H212ZM31 104V103H29ZM46 105L48 104L45 103ZM62 104V102H61ZM81 104L79 106H81ZM1 105H2V102H1ZM17 105V104H16ZM20 105V104H19ZM28 105V104H27ZM53 105V104H52ZM72 105V104H71ZM77 105V104H76ZM122 105V107H123ZM24 106V104L22 105V107ZM26 106V105H25ZM35 106V105H34ZM51 106V105H50ZM106 106V105H105ZM157 106V105H156ZM163 106V105H162ZM166 106V105H165ZM198 106H200V103H198ZM11 107V106H10ZM32 107V106H31ZM69 107V106H68ZM82 107V106H81ZM5 108V107H3ZM21 108V107H20ZM33 108V107H32ZM70 109L72 107H69ZM83 108V107H82ZM85 108V107H84ZM88 108V109H89ZM164 108V106H163ZM175 108V107H174ZM216 108V107H215ZM19 109V108H18ZM29 109V108H28ZM27 107L25 110H21L18 111L20 112L21 114H19L17 117H20V118H23V117H26V116H29L30 114V111H28ZM160 109L163 111L161 105H160ZM201 109V107H200ZM52 110V109H51ZM54 110V109H53ZM56 110V109H55ZM61 110V109H60ZM59 110V111H60ZM74 110V109H73ZM85 110V109H84ZM131 110V109H130ZM166 110V109H165ZM9 111V110H8ZM49 111V110H48ZM59 111H56V112H59ZM62 111V110H61ZM60 111V112H61ZM67 111V110H66ZM81 111V110H80ZM89 111V112H90ZM215 111V112H214ZM14 112H17L14 110ZM13 112V113H14ZM17 112V113H18ZM36 112V111H35ZM47 112V111H46ZM55 112V111H54ZM55 112V114H56ZM88 113V111H86ZM164 112V111H163ZM2 113H3V109H2ZM69 113V112H68ZM78 113V112H76ZM82 113V112H80ZM32 114V113H31ZM38 114V113H37ZM46 114V113H45ZM83 114V113H82ZM81 114V115H82ZM133 114V113H132ZM153 114V115H152ZM218 114V113H217ZM15 115V114H14ZM32 115H36V113L32 114ZM47 115V114H46ZM50 115V114H49ZM54 115V114H53ZM59 115V113H58ZM61 115V114H60ZM64 115V114H63ZM85 115V114H84ZM90 115V114H89ZM98 115V114H97ZM106 115V114H104ZM152 115V117H151ZM205 115V114H204ZM52 116V115H51ZM66 116V115H65ZM64 116V117H65ZM76 116V115H74ZM78 116H79V113H78ZM112 116V115H111ZM120 116H122L120 114ZM124 116V114H123ZM33 117V116H31ZM41 117V116H40ZM59 116L56 117V120L55 122H57V120L60 118H58ZM109 117V116H108ZM113 117V116H112ZM12 119L16 118V117H11ZM28 118V117H27ZM35 118V117H34ZM37 118V117H36ZM49 118V117H48ZM58 118V119H57ZM63 118V117H62ZM76 118V117H75ZM86 118V117H85ZM84 118V119H85ZM32 119V118H31ZM29 119V120H31ZM42 119V118H41ZM82 119V118H80ZM88 119V118H87ZM100 120V118H98ZM102 119V118H101ZM116 119V117H115ZM115 119H113L115 121ZM121 119V118H120ZM119 119V121H120ZM172 119V118H171ZM7 120L6 119V123H7ZM11 120V119H9ZM25 121V119H23ZM22 120V121H23ZM34 120V119H33ZM36 120V119H35ZM40 120V119H39ZM108 120H110V118H108ZM107 120V122H108ZM152 122H151V121ZM158 120V119H157ZM13 121V120H12ZM28 121V120H27ZM26 121V122H27ZM47 121V120H46ZM50 121V119H49ZM59 121V120H58ZM61 121V120H60ZM102 121H104L102 119ZM106 121V120H105ZM112 121V119H111ZM11 122V121H9ZM32 122V121H31ZM40 122V121H39ZM54 122V123H55ZM86 122V121H85ZM121 122V121H120ZM119 122V124H121ZM123 122V121H122ZM125 122V121H124ZM123 122V123H124ZM130 122H133L130 121ZM136 122V121H135ZM163 122V121H162ZM6 123H4L6 125ZM16 123V121H15ZM20 123V122H19ZM25 123V122H24ZM48 123V122H47ZM72 123V122H71ZM100 123V122H99ZM113 123V122H111ZM116 123V122H115ZM122 123V124H123ZM129 123L126 122L125 124ZM137 123V122H136ZM161 123V122H160ZM208 123V122H207ZM1 124V123H0ZM23 124V123H22ZM30 124V123H29ZM118 124V125H119ZM18 125V124H17ZM37 125V124H36ZM35 125V126H36ZM44 125V124H43ZM43 125H40V126H43ZM53 125V124H52ZM57 125V124H56ZM61 125V124H60ZM63 125V123H62ZM73 124H71L72 126ZM117 125V126H118ZM128 125V124H127ZM133 125V124H132ZM180 125V124H179ZM16 126V124H15ZM19 126V125H18ZM21 126V124H20ZM115 126V125H114ZM120 126V125H119ZM118 126V127H119ZM131 126V125H129ZM157 126V125H156ZM3 127V126H2ZM8 127V126H7ZM34 127V126H33ZM37 127V126H36ZM62 127V126H61ZM81 127V126H80ZM138 127V126H137ZM173 127V126H172ZM177 127V126H176ZM11 128V127H10ZM9 128V129H10ZM14 128V127H13ZM18 129H20L19 127H17ZM22 128V127H21ZM26 128V127H25ZM59 128V127H58ZM72 128V127H71ZM76 128V127H75ZM139 128V127H138ZM137 128V129H138ZM141 128V127H140ZM154 128V127H153ZM178 128V127H177ZM5 130V128H2ZM63 129V128H62ZM61 129V130H62ZM120 129V128H119ZM128 129L130 130V128L128 127ZM132 131H133V128L131 127ZM136 129V127H135ZM134 129V130H135ZM158 129V128H157ZM171 129V128H170ZM173 129V128H172ZM175 129V127H174ZM179 129V128H178ZM21 130V129H20ZM38 130V129H37ZM50 130V129H49ZM65 130H70L68 127L67 129ZM124 130V129H123ZM126 130V129H125ZM180 130V129H179ZM178 130V131H179ZM77 131V130H75ZM118 131V130H117ZM122 131V130H121ZM137 131V130H136ZM163 131V130H162ZM8 132V130L4 131L2 134L0 133V153L1 151L4 152V151H8V149H13L15 152H18L16 154H13V153H10V152H6V154L4 155L3 154H0V180L2 181V186H3V183L5 182H8L10 183V187H11V184H13L15 187L18 185V183H21L22 181H25L23 180L24 178L27 179L29 178L33 183H31V187L34 192L36 191V193H33L32 192H29V193H32V195H35V197H38L39 199H45L47 198L48 196H50V194H53L54 190H58V189H62L64 191L63 188H66L68 185H70L71 187H73V189L75 188L74 186H79L80 183L83 182L82 180V177H80L83 173L87 174L86 172H83L86 167L89 166V168L92 167V164L95 165L96 167V164L93 162V159H92V163L91 165H88L85 167L84 166H77L76 169L73 168V171L72 169L68 172L66 171L70 166H74L75 163L77 164V162H71L68 157L67 159H63V149L64 147L60 144H55V147L52 145V141L53 140H56L58 137H55V136H52L51 138H48V140H44L46 141V145H43V144H39L38 141H31V139H27V141H23L24 140L23 138H18L16 141L14 142H11L10 143V140L9 138L6 139L5 142H3L2 140L4 139V134L6 135V133ZM27 132V130H26ZM25 132V134H26ZM72 132V131H71ZM70 132V133H71ZM119 132V131H118ZM128 132V131H126ZM139 132V131H137ZM146 132V131H145ZM156 132V131H155ZM255 132V131H254ZM38 133V132H37ZM48 133V131H47ZM46 133V134H47ZM66 133V132H64ZM69 133V134H70ZM122 133V132H121ZM132 133V132H131ZM144 133V132H143ZM150 133V132H148ZM50 134V133H49ZM52 134V133H51ZM62 134V133H61ZM68 134V132H67ZM66 134V136H67ZM141 134V133H140ZM147 134V133H146ZM161 134V133H160ZM177 134V133H176ZM179 134V133H178ZM201 134V133H200ZM59 135V134H58ZM72 135V134H71ZM157 135V134H156ZM187 135V134H186ZM262 135V134H261ZM260 135V136H261ZM21 136V135H20ZM50 136V135H49ZM155 136V135H154ZM174 136V135H173ZM190 136V135H189ZM260 136L255 135L253 140L256 141L257 139L260 138ZM8 137V136H7ZM19 137V135H18ZM34 137V135L32 136ZM107 137V136H106ZM132 137V136H131ZM253 137V136H252ZM13 138V137H12ZM17 138V137H16ZM173 138V137H172ZM178 138V137H177ZM181 138V137H180ZM219 138H224V144L223 146H219L218 145V140ZM11 139V138H10ZM46 139V138H45ZM60 139V138H59ZM62 139V138H61ZM65 139V138H64ZM62 139V141L64 140ZM125 139V138H124ZM127 139V138H126ZM144 139V138H143ZM175 140V138H173ZM5 140V139H4ZM26 140V139H25ZM103 140V139H102ZM119 140V139H118ZM172 139L171 138H168L167 136L166 137H159V138H151L147 141V145L145 148H143L141 151H138V152H132L131 151V147L130 146H126L124 148V152H126L128 155L127 159H125L124 161L122 160V163H118V166L117 168H109L106 170L103 169L102 173L103 172H118V170H123V169H130L131 171L136 169V165H144L146 164V161L148 159V157H150L152 155V153L156 150V148H158L159 146H164L165 144H169L171 143ZM178 140V139H177ZM194 140V139H193ZM192 140V141H193ZM264 140V139H262ZM67 141V140H66ZM146 141V140H145ZM191 141V140H190ZM258 141V140H257ZM260 141V139H259ZM41 142V141H40ZM57 142V141H56ZM64 142V141H63ZM62 142V144H63ZM131 142V141H129ZM175 142V141H174ZM179 142V140H178ZM201 149H198L197 148V145L196 144V148L194 146V144L192 145L190 142H188L186 139L182 140L181 143H182V147L180 146V148L182 149H178L179 151H184L182 153H185L187 155L185 156H191L194 160L193 164L191 165H200V167H204L205 169L207 170H211L215 173V180L214 182L211 183L210 187L208 188V190H206V193H204L201 197H199L198 199L194 196L192 200L191 196L188 200H187V203H193L192 206H189L188 207H192L191 208V212L192 213V216L195 218V220L197 221V226H199L201 228V230L203 231V234L204 236L206 237L205 239H208L207 237L211 234L214 238H212L211 240L214 241V245L211 241L209 240H206L205 241V245L207 246V251H208V254H212V261L214 262L213 264H217V261H218V264L220 263L219 262V259L223 262V257H224V248H223V244L220 242H216L218 241L217 238H216V234L217 232L218 233H221V234H224L225 236L229 235H233L234 237H236V239H238V246L241 247L242 249V252L243 251H248V252H253V254L255 253H260V256L261 257H264V239H260L258 237V234L260 236L261 234V231L260 230V233L259 232V229H257L258 224L260 225V223H257V227L254 226V224L251 222V223H248V222H245L244 221L246 219H251L252 221V218H254V213H251L252 211V208H253V204H256L255 201H251L253 204H248L247 206H242L241 203L240 205H238V202L234 199H230V198H225L224 200H218L217 198V195L220 194L221 192H226V188L231 184L233 183L234 181L236 180H243V182L245 183H251V181H256L257 182V177L264 175V144L262 145H258L259 147L257 149H255V152L253 151V155L250 156V159L248 158V156H246V158L248 159H244V158H235V156L231 155L230 152H229V147H228V138L224 135H220L219 137H217L216 139H214V137H210V138H204L202 141H201ZM264 142V141H262ZM83 143V142H82ZM181 143H171V144H181ZM45 144V143H44ZM170 144V145H171ZM214 144V145H213ZM256 144V143H255ZM98 146V145H97ZM238 146V145H237ZM257 146V145H256ZM255 146V147H256ZM43 147V148H42ZM81 147V146H80ZM175 147V146H174ZM199 147V146H198ZM240 146H238L236 149H238ZM177 148V147H175ZM44 149V150H43ZM77 149V148H76ZM254 149V148H253ZM47 150V152L49 153L48 156L47 155V152H46V155H40V154H36L37 156H35V154H33V151L35 152H38V153H41V151H45ZM51 150V152H49ZM66 150V149H65ZM72 150V149H71ZM87 150V149H86ZM120 150V149H119ZM13 151V152H14ZM21 151H24V152H21ZM94 151V150H93ZM92 151V152H93ZM104 151V150H103ZM32 153V154H24V153ZM85 152V151H84ZM87 152V151H86ZM100 152V150H99ZM51 153V154H50ZM57 153V154H56ZM74 153V152H73ZM125 153V154H126ZM181 152L177 153L180 154ZM19 154V155H18ZM45 154V153H44ZM56 154V157L59 156V158H55ZM59 154V155H58ZM65 154V153H64ZM81 154H84V153H74L73 156L75 155H81ZM94 154V153H93ZM99 154V153H98ZM53 155V156H51ZM71 155V154H69ZM88 155V154H87ZM96 155V154H95ZM114 154H110L108 160H110L112 162V156ZM167 155V154H166ZM176 155V154H175ZM176 155V158H177V161H178V157ZM182 155V154H181ZM251 155V154H250ZM67 156V155H66ZM84 156V155H83ZM117 156V155H116ZM126 156V155H125ZM76 157V156H75ZM82 157V156H81ZM90 157V156H89ZM97 157V156H96ZM95 157V158H96ZM114 157V156H113ZM183 157V156H182ZM92 158V157H91ZM94 158V157H93ZM98 158V157H97ZM167 158V157H166ZM170 158V157H169ZM174 159V157H172ZM171 158V160H172ZM175 158V160H176ZM181 158V156L179 157V159ZM19 159V162H16V160ZM77 159V158H76ZM75 159V161H76ZM90 159V158H89ZM98 159H101L100 157ZM104 159V157H103ZM122 159V158H121ZM163 158H161L162 160ZM79 160V159H78ZM85 160V159H84ZM105 160V159H104ZM114 160V159H113ZM120 160V159H119ZM160 160V159H159ZM175 160H172L173 162ZM86 161V160H85ZM117 161V160H116ZM169 161V160H168ZM79 162V161H78ZM81 164L83 161H80ZM148 162V161H147ZM167 162V161H166ZM176 162V161H175ZM174 164H177L175 163ZM84 163V162H83ZM87 163V162H86ZM107 163V162H106ZM149 163V162H148ZM115 164V163H114ZM150 164V163H149ZM148 164V165H149ZM166 164V163H164ZM173 163H170L168 166L165 165L164 168H162L163 166L161 167H156L157 170L152 171L148 177H145L144 175H147L145 173H142V175L140 174V176H137L138 173H133V174H130L131 176H128L129 179L126 183H129V186L127 188H129V190L124 193L125 194V197H120L121 194H120V198L118 197V199L115 201V203L113 204V207L111 209L110 212H106V214L104 215V218H100L98 219L96 222H89V216H91V214H89L88 217H82L80 219H77V220H74V217L73 218V221H67V222H64V220L62 221V223H57L55 224L56 220V216L59 214L58 211H55L54 212L50 211L51 213H47L45 211L43 212H40L39 211V207H41L39 205V207L37 208L39 212L35 211L33 215L30 214V210H27L29 211V216L27 215H24V212H23V209L21 208L20 204H23V203H20L21 202V199H18L17 198V189L15 190H12L11 193L9 192H5L6 194H4V197L2 198L1 202H0V219H6V222L5 224L2 223V225L0 226V240L2 241V244L0 245V264H44L40 258H37V259H33L31 260L30 257H29V251L32 250V251H37V250H40L41 249V245L43 243H45L46 241H48V243L50 241H53V239H58V238H62L64 239L63 240V243L64 242H68L70 240V238L72 237V245L70 246V248L66 247L62 253H60V250L58 249V245H55L53 250L51 251L50 254H48L47 256L51 257L52 260H55L57 263L56 264H76L77 259L75 257H73L75 254L78 253V249L80 248L79 245H80V242L82 240V238L84 237V235L89 232V231H92L93 228H95L96 226L99 227V225H103L107 222V220L109 219H112L114 218L117 214H129L131 212H137L138 216L139 214H149V213H157V212H160V210L162 211H165L166 209L168 210H176L178 209L177 206H179V204L181 205L182 202H183V199L180 200V199H176V200H170V201H167V202H161V203H154L153 204H145L142 205L143 203L140 204L139 207H134L138 204H136V202L140 201V199H144L145 196H147L150 192L158 189L160 190L161 188H166L168 186V184L171 182V177L173 176H180L181 174V171L183 170L182 167H175V166H171V165H174ZM70 165V166H69ZM98 165V164H97ZM102 165V164H101ZM147 165V164H146ZM163 165V164H162ZM37 166H40V167H37ZM91 166V167H90ZM100 166V165H99ZM106 166V164L104 165ZM133 166V167H132ZM190 166V165H189ZM94 167V166H93ZM102 167V166H101ZM141 167V166H140ZM151 167V166H150ZM154 167V166H153ZM99 168V167H98ZM138 168V166H137ZM144 168V171L147 170V166H143ZM142 168V169H143ZM59 169V172H62L61 170H65V172H68V174H64V178H60V179H56V178H52L53 181L50 183H48V185L44 186L43 187V190L41 191H37L36 189H40V183H45L44 182V179L46 178L47 176V173L48 174H52L54 173V171H57ZM96 169V168H95ZM102 169V168H100ZM151 169V168H150ZM75 170V171H74ZM82 170V171H81ZM88 170V169H87ZM97 171V170H96ZM130 171V172H131ZM141 171V170H140ZM148 171V170H147ZM146 171V172H147ZM210 171V172H211ZM92 172V171H91ZM94 172V171H93ZM114 172V173H116ZM124 172V170H123ZM139 172V171H138ZM56 173V172H55ZM58 173V172H57ZM90 173V172H89ZM97 173V172H96ZM100 173V172H99ZM184 173V172H183ZM61 175V174H60ZM84 175V174H83ZM82 175V176H83ZM90 175L92 176L93 173ZM109 175V174H108ZM112 175V174H111ZM119 175V173H118ZM139 175V174H138ZM62 176V175H61ZM88 176V175H87ZM86 176V178H87ZM96 176V175H95ZM110 176V175H109ZM182 176V175H181ZM60 177V176H59ZM85 177V176H84ZM94 177V176H93ZM116 177V176H115ZM113 177V178H115ZM127 177V176H126ZM183 177V176H182ZM50 178V179H51ZM91 178V177H89ZM100 178V177H99ZM181 178V177H180ZM49 179V178H47ZM54 179H56L54 181ZM84 179V178H83ZM117 179V177H116ZM263 179V178H262ZM112 180V179H111ZM115 180V179H114ZM264 180V179H263ZM103 181V180H102ZM30 182V181H28ZM27 182V183H28ZM47 182V181H46ZM101 182V180H100ZM111 182V181H110ZM109 182V183H110ZM114 182V181H113ZM26 183V184H27ZM6 184V183H5ZM24 184V183H23ZM25 184V185H26ZM30 184V183H29ZM28 184V185H29ZM96 184V183H95ZM101 184V183H100ZM113 184V183H112ZM254 184H257L254 182ZM43 185V184H42ZM87 185V184H86ZM93 185V183H92ZM106 185V184H105ZM108 185V184H107ZM106 185V186H107ZM4 186H7V185H4ZM99 186V184H98ZM102 186V185H101ZM106 186H104L106 188ZM109 186V185H108ZM111 186V185H110ZM114 186V185H113ZM207 186V185H206ZM243 186V185H242ZM253 186V185H252ZM251 186V187H252ZM262 186V185H261ZM91 187V185L89 186ZM116 187V186H115ZM247 187V186H246ZM245 187V188H246ZM255 187V185H254ZM252 187V188H254ZM257 187V186H256ZM255 187V188H256ZM7 188V187H6ZM4 188V189H6ZM79 188V187H77ZM94 188V187H93ZM93 188L91 190V188H89L91 191H93ZM97 188V187H96ZM109 188V187H108ZM113 188V187H112ZM206 188V187H205ZM203 188V189H205ZM263 188V187H262ZM261 188V189H262ZM3 189V191H4ZM29 189V188H27ZM71 189V188H70ZM76 189V188H75ZM103 189V188H102ZM251 189V188H250ZM31 190V189H30ZM89 190V192H90ZM98 190V189H97ZM202 190V189H201ZM252 190V189H251ZM255 190V189H253ZM257 190V189H256ZM255 190V192H252V194L254 196H257V191ZM259 190V189H258ZM7 191V190H6ZM22 191V190H21ZM101 191V189H100ZM99 191V192H100ZM105 191V189H104ZM103 191V193H104ZM59 192V190H58ZM86 192V191H85ZM89 192H86V193H89ZM97 191V194L99 193ZM198 192V191H197ZM201 192V191H199ZM233 192V191H231ZM249 192V191H248ZM61 193V192H60ZM63 193V192H62ZM161 193V192H160ZM202 193V192H201ZM255 193V194H254ZM2 194V193H1ZM21 194V193H20ZM96 194V193H95ZM101 194V193H100ZM122 194V195H124ZM197 194V193H196ZM236 194V193H235ZM264 194V193H263ZM54 195V194H53ZM59 195V193H58ZM57 195V196H58ZM88 195V194H85L84 197ZM94 195V194H93ZM99 195V194H98ZM200 195V194H199ZM223 195V194H222ZM250 195V194H249ZM107 196V195H106ZM105 196V197H106ZM109 196V195H108ZM247 196V195H245ZM19 197V196H18ZM24 197V196H23ZM29 197V196H28ZM79 197V196H78ZM82 197V196H80ZM97 196L95 195V198ZM221 197V196H220ZM224 197V195L222 196ZM256 197V198H257ZM263 197V196H262ZM25 198V197H24ZM77 198V197H76ZM75 198V199H76ZM88 197H86L87 199ZM116 198V197H115ZM239 198V197H238ZM241 198V197H240ZM239 198V199H240ZM247 198V197H246ZM261 198V196H260ZM32 199V198H30ZM38 199V200H39ZM56 199V197H55ZM81 199V198H79ZM91 199V198H90ZM98 199V198H97ZM111 199V198H109ZM113 199V198H112ZM186 199V198H185ZM184 199V200H185ZM222 199V198H221ZM228 199V200H226ZM243 199V198H242ZM250 199V198H248ZM254 199V198H253ZM252 199V200H253ZM262 199V198H261ZM114 200V199H113ZM112 200V201H113ZM121 200V201H120ZM241 200V199H240ZM259 200V198L257 199ZM36 201V200H35ZM40 201V200H39ZM42 201V200H41ZM54 201V200H53ZM69 201V200H68ZM74 201H78V200H74ZM84 201V200H83ZM111 201V202H112ZM142 201V200H141ZM144 201V200H143ZM152 201V200H151ZM150 201V202H151ZM186 201V200H185ZM239 201V200H238ZM28 202V201H27ZM33 201L31 200V202H28L29 203H32ZM37 202V201H36ZM43 202V201H42ZM86 202V200H85ZM89 202V201H88ZM105 202V201H104ZM103 202V203H104ZM132 202H134V206L132 207ZM146 202V201H145ZM243 202V200H242ZM261 202V201H260ZM260 202H257V204L261 205ZM263 202V201H262ZM71 203V200L70 202ZM69 203H68V206H69ZM75 203V202H74ZM80 203V202H79ZM84 203V202H83ZM149 203V202H148ZM39 204V203H38ZM44 204V203H42ZM51 204V203H50ZM49 204V205H50ZM64 204V203H63ZM72 204V203H71ZM70 204V205H71ZM108 204V203H107ZM112 204V203H111ZM110 204V205H111ZM228 206L229 210L231 212H229L228 210H226V214H228V219L223 217V216H218V212L215 211V210H223L225 208V206ZM25 205V204H24ZM27 205V204H26ZM25 205V206H26ZM66 205V203H65ZM82 205V204H81ZM94 205V204H93ZM97 205V204H95ZM105 205V204H103ZM187 205V204H185ZM203 205H206L204 206V210H202V206ZM246 205V204H245ZM23 206V205H22ZM48 206V205H47ZM63 206V205H62ZM79 206V205H78ZM112 206V205H111ZM43 207V206H42ZM50 206H48L49 208ZM67 207V206H66ZM107 207V206H105ZM180 207V206H179ZM183 207V206H181ZM211 207V209H209ZM240 207H241V210H240ZM259 207V206H258ZM27 208V207H26ZM32 208V207H31ZM35 208V207H34ZM60 208V207H59ZM74 208V207H73ZM91 208V206H90ZM176 208V209H175ZM262 208V207H261ZM261 208H259V210H261ZM36 209V210H37ZM42 209V208H41ZM47 208H45L44 210H46ZM56 209V208H55ZM86 209H89V208H85V211ZM96 209V208H95ZM183 209V208H182ZM180 209V210H182ZM214 210V211H211V210ZM61 210V209H60ZM78 210V208L76 209ZM90 210V209H89ZM88 210V211H89ZM92 210V209H91ZM100 210V209H99ZM80 211V210H79ZM82 211V210H81ZM179 211V210H178ZM262 211V210H261ZM92 212V211H91ZM98 212V211H96ZM95 212V213H96ZM104 212V211H103ZM102 212V213H103ZM166 212V211H165ZM176 212V211H175ZM72 213V212H71ZM77 213V212H76ZM84 213V211H83ZM86 213V212H85ZM93 213V212H92ZM94 213V214H95ZM101 212H99L100 214ZM189 213V214H191ZM223 213V214H224ZM167 214V212H166ZM188 214V213H187ZM255 214H257V216H259V212L255 211ZM62 215V214H61ZM60 215V216H61ZM85 215V214H84ZM83 215V216H84ZM93 215V214H92ZM130 216L128 217H131V216H134V215H131L129 214ZM164 215V214H163ZM220 215V214H219ZM262 215V214H261ZM76 216V214H75ZM97 216V215H96ZM103 216V215H102ZM118 216V215H117ZM137 216V217H138ZM157 216V215H156ZM226 216V215H225ZM233 219H231V217ZM236 216V217H235ZM69 217V216H68ZM119 217V216H118ZM123 217V216H122ZM125 217V216H124ZM136 218V216H134ZM141 217V215H140ZM144 217V215H143ZM161 217V219L163 218V216H158V218ZM166 217V216H164ZM239 219H238V218ZM261 217V216H260ZM263 217V216H262ZM97 218V217H96ZM95 218V219H96ZM133 218V217H132ZM150 218V216H149ZM153 218V217H152ZM258 218V217H257ZM34 219H36L37 221L39 219L41 220H44L46 221L47 223L50 224V226H45L43 225V228H33V229H27V230H24V226H26L25 224H32V223H36L37 221H34ZM61 219V218H60ZM58 219V221L60 220ZM63 219V218H62ZM69 219V218H68ZM66 219V220H68ZM116 218H114L115 220ZM129 219V218H128ZM155 219V218H153ZM159 219V220H161ZM137 220V219H136ZM141 220V219H140ZM143 220V219H142ZM146 220V219H145ZM144 220V221H145ZM183 220V219H182ZM256 220V219H255ZM259 220H261L259 218ZM61 221V220H60ZM122 221V220H120ZM129 222V220H127ZM134 221V220H133ZM143 221V222H144ZM148 221V220H147ZM153 221V220H152ZM164 221V220H163ZM161 221V223L163 222ZM180 221V220H179ZM114 222V221H113ZM116 222V221H115ZM118 222V221H117ZM116 222V223H117ZM123 222H124V219H123ZM155 222V221H154ZM166 222V221H164ZM163 222V223H164ZM195 222V221H194ZM259 222V221H258ZM46 223V224H47ZM51 223H54L55 225H51ZM124 223H127V222H124ZM140 223V222H139ZM151 223V222H150ZM256 223V222H254ZM263 223V224H262ZM108 224V223H106ZM148 224V223H147ZM155 224V223H154ZM153 224V225H154ZM158 224V223H157ZM179 224V223H178ZM177 224V225H178ZM253 224V225H251ZM261 226L263 227L264 226V219L261 220ZM118 225V224H117ZM122 225V224H121ZM121 225L119 226L121 228ZM126 225V224H125ZM150 225V224H149ZM152 225V224H151ZM152 225V226H153ZM42 226V225H41ZM106 226V225H105ZM109 226V225H108ZM107 226V227H108ZM116 226V225H115ZM127 226V225H126ZM125 226V227H126ZM164 227V225H162ZM212 226V227H211ZM103 227V226H102ZM106 227V228H107ZM124 227V229H125ZM155 227H157L155 225ZM155 227H152V230L153 232L156 234H158L159 232L155 231L157 228ZM161 227V226H160ZM159 227V228H160ZM176 227V226H175ZM178 227V226H177ZM198 227V228H199ZM110 228V227H109ZM116 228V227H115ZM127 228V227H126ZM165 228V227H164ZM260 228V227H259ZM119 229V228H118ZM117 229V232H115L113 229V236L116 237L117 236V241H116V245L113 244V246H116V247H120L121 246V242L119 241L118 242V239L120 236L119 235V231ZM123 229V230H124ZM141 229V227H140ZM150 229V228H149ZM264 229V228H263ZM127 230V229H126ZM146 230V229H145ZM159 230V229H158ZM162 230V229H161ZM216 230L217 232L214 233V231ZM22 231V232H21ZM102 231V230H101ZM133 231V230H132ZM138 231V230H137ZM141 231V230H139ZM213 231V232H212ZM29 232V233H28ZM100 232V231H99ZM98 232V233H99ZM112 232V231H111ZM122 232V231H121ZM128 232V230L126 231V233ZM131 232V231H130ZM150 232V231H148ZM201 232V231H200ZM26 235L27 233V237L29 239H26L25 237H23L24 235H21V234H24ZM103 233V231H102ZM123 233V232H122ZM125 233V234H126ZM163 232L161 231L160 234H162ZM264 233V230L263 232ZM20 234V235H19ZM88 234V233H87ZM94 234V232H93ZM104 234V233H103ZM121 234V233H120ZM152 234V233H151ZM152 236V237H157L159 236V234L157 236ZM164 234V233H163ZM162 234V235H163ZM15 235H18V236H15ZM106 235V234H104ZM103 235V237H104ZM125 236V235H124ZM164 236V235H163ZM163 236L161 237V242H162V238ZM3 237V238H2ZM6 237H8L9 239H6ZM102 237V236H101ZM111 237V236H110ZM109 237V238H110ZM122 237V235H121ZM137 237V236H136ZM140 237V236H139ZM145 237V236H144ZM165 237V236H164ZM169 237V236H168ZM85 238V237H84ZM88 238V237H87ZM127 238V237H126ZM131 238H133L131 236ZM143 237H141L142 239ZM227 238V237H226ZM225 238V239H226ZM229 238V237H228ZM100 239V238H99ZM114 239V238H112ZM111 239V240H112ZM114 239V240H116ZM120 239H123L120 238ZM138 239V237H137ZM210 239V238H209ZM232 239V237H231ZM107 240V239H105ZM130 240V239H129ZM135 240V239H134ZM139 240V239H138ZM137 240V243L140 242V240L138 241ZM155 240V239H153ZM152 240V242H154ZM160 240V239H158ZM228 240V239H227ZM62 241V240H61ZM157 241V240H156ZM155 241V242H156ZM182 241V240H181ZM185 241V240H184ZM188 241V240H186ZM125 242V241H124ZM123 242V243H124ZM128 242V241H127ZM134 242V241H133ZM136 242V241H135ZM151 242V243H152ZM159 242V243H161ZM170 242V241H169ZM210 244H209V243ZM236 242V241H235ZM110 243V242H109ZM113 243V242H112ZM126 243V242H125ZM131 243V242H130ZM159 243L157 242V244L159 245ZM67 244V243H66ZM128 244V243H127ZM133 244V243H132ZM162 244V243H161ZM188 244V243H187ZM235 244V243H234ZM111 245V244H110ZM192 245V244H191ZM214 246V247H211L210 246ZM43 246V245H42ZM109 246V245H108ZM131 246V245H130ZM135 246V245H133ZM149 246H154L152 244H150ZM187 246V245H185ZM234 246V245H233ZM62 247V246H61ZM103 247V246H102ZM112 247V246H111ZM125 247V246H124ZM128 246L126 245V248ZM145 247V246H144ZM189 247V246H188ZM91 248V247H90ZM98 248V247H96ZM106 248V246H105ZM113 248V247H112ZM123 248V247H122ZM132 248V247H131ZM148 248V247H147ZM150 248V247H149ZM154 249H156L155 247H153ZM170 248V247H169ZM187 248V247H186ZM103 249V248H102ZM129 249V248H128ZM157 249H159L157 247ZM191 250V248H189ZM188 249V250H189ZM194 249V248H193ZM59 250V251H58ZM86 250V248H85ZM113 250V249H112ZM121 250V249H120ZM151 250V248H150ZM184 250V249H183ZM182 250V251H183ZM187 250V249H185ZM184 250V251H185ZM189 250V251H190ZM45 251V250H44ZM96 251V250H95ZM109 251V250H108ZM117 251V250H116ZM126 251V250H125ZM124 251V252H125ZM130 251V250H129ZM137 251V250H136ZM157 251V250H156ZM154 251V253L156 252ZM188 251V252H189ZM195 251V250H194ZM46 252V251H45ZM77 252V253H76ZM87 252V251H86ZM93 252V251H92ZM91 252V253H92ZM147 252V251H146ZM149 252V251H148ZM151 252V251H150ZM153 252V251H152ZM191 252V251H190ZM247 252V253H248ZM49 253V252H48ZM104 253V252H103ZM106 253V252H105ZM118 253V252H117ZM123 253V251H122ZM129 253V252H128ZM138 253V252H137ZM144 253V252H142ZM158 253V251H157ZM184 253H187V252H184ZM193 253V252H192ZM246 253V252H245ZM55 254V256H54ZM115 254V253H114ZM134 254V253H133ZM132 254V256H133ZM151 254V253H149ZM153 254V253H152ZM149 255L147 256L146 258L152 260V256L153 255ZM207 254V255H208ZM251 254V253H250ZM33 255V254H32ZM46 255V254H45ZM94 255V254H93ZM107 255V254H106ZM110 255V254H109ZM108 255V256H109ZM124 255V254H123ZM123 255H121V252L120 254H118L117 256H114L116 258H120V256L122 257ZM147 255V253L145 254ZM187 255V254H185ZM189 255V254H188ZM194 255V254H193ZM241 255V254H240ZM42 256V255H41ZM138 256V255H137ZM144 256V254H143ZM156 256V255H154ZM153 256V257H154ZM190 256V255H189ZM192 256V255H191ZM257 256V255H256ZM255 256V257H256ZM79 257V255H78ZM81 257V256H80ZM86 257V256H85ZM128 257V255H127ZM130 257V256H129ZM128 257V259H129ZM134 257V256H133ZM132 257V258H133ZM136 257V255H135ZM158 257V256H157ZM183 257V256H182ZM210 257V256H209ZM253 257V256H252ZM258 257V256H257ZM260 257V258H261ZM93 258V256H92ZM102 258V257H101ZM132 258H131V261H132ZM144 258V257H143ZM178 258V257H176ZM181 258V257H180ZM184 258V257H183ZM182 258V259H183ZM187 258V257H186ZM189 258V257H188ZM195 258V257H194ZM193 258V259H194ZM251 257L249 256V259ZM42 259V258H41ZM82 259H83V255H82ZM86 259V258H85ZM84 259V260H85ZM95 259V257H94ZM100 259V258H99ZM115 259V258H114ZM127 259V258H126ZM134 259V258H133ZM145 259V258H144ZM156 259V257L154 258ZM191 259V258H190ZM192 259V260H193ZM201 259V258H199ZM248 259V260H249ZM254 260V257L252 258ZM81 260V258H80ZM130 260V259H129ZM147 260V259H146ZM179 260V258H178ZM195 260V259H194ZM252 260V261H253ZM257 260V259H255ZM260 260V259H259ZM103 261V260H102ZM109 261V260H108ZM182 261V260H181ZM244 261V260H243ZM258 261V260H257ZM263 261V259H262ZM80 262V261H79ZM115 262V261H114ZM137 262V261H136ZM139 262V261H138ZM148 262V261H147ZM180 262V261H179ZM193 262V261H192ZM196 262V261H194ZM193 262V263H194ZM201 262V261H200ZM54 263V261H53ZM83 263V262H82ZM96 263V262H95ZM105 263V262H104ZM116 263V262H115ZM118 263H120V261H118ZM133 263V262H131ZM151 263V262H150ZM149 263V264H150ZM189 263V262H188ZM191 263V264H193ZM227 263V262H226ZM258 263V262H257ZM52 264V263H51ZM80 264V263H79ZM85 264V263H84ZM99 264V263H98ZM109 264V263H108ZM134 264V263H133ZM137 264V263H136ZM142 264V263H141ZM144 264V262H143ZM153 264V262H152ZM174 264V263H173ZM184 264V263H183ZM190 264V263H189Z\"/></svg>","mask_w":264,"mask_h":264},{"label":"built area","instance_id":"2783aa9c","mask_svg":"<svg viewBox=\"0 0 264 264\" xmlns=\"http://www.w3.org/2000/svg\"><path fill=\"white\" fill-rule=\"evenodd\" d=\"M223 144H224V138H219L218 145L223 146Z\"/></svg>","mask_w":264,"mask_h":264}]
</instances>
